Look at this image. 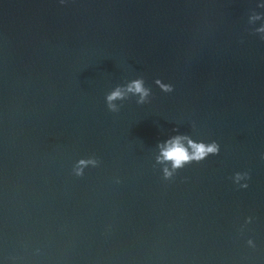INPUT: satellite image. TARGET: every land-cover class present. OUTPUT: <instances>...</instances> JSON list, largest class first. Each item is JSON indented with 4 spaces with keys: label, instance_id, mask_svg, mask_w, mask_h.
Returning a JSON list of instances; mask_svg holds the SVG:
<instances>
[{
    "label": "water",
    "instance_id": "water-1",
    "mask_svg": "<svg viewBox=\"0 0 264 264\" xmlns=\"http://www.w3.org/2000/svg\"><path fill=\"white\" fill-rule=\"evenodd\" d=\"M111 92L0 1V264H264V195Z\"/></svg>",
    "mask_w": 264,
    "mask_h": 264
},
{
    "label": "clouds",
    "instance_id": "clouds-1",
    "mask_svg": "<svg viewBox=\"0 0 264 264\" xmlns=\"http://www.w3.org/2000/svg\"><path fill=\"white\" fill-rule=\"evenodd\" d=\"M262 39H264V37H262ZM157 83H159V81H157ZM161 87L165 91L171 90V86L169 85H161ZM127 91L140 95V100L138 101V103H143L145 97H147L149 94V90L144 87L142 79L131 81L130 84L127 86ZM124 96L125 93L122 92L119 87H117L114 91L108 94L106 100L109 109L115 111L116 106L112 103V101L116 99H123ZM189 143L192 145L194 149V151L191 154H189L188 151L180 143V137H176L175 140L170 143V146L167 149L163 150V158L167 160H171L173 167L178 168V167H182L184 163L190 160L195 159L199 161L203 159L208 153L218 152V145L216 144V142H213L210 145H205L202 142L196 144L193 143L192 141H189ZM80 163L85 164L87 162L81 160ZM165 172L166 175H170V173H168L167 170H165ZM237 178H239V174H237Z\"/></svg>",
    "mask_w": 264,
    "mask_h": 264
}]
</instances>
